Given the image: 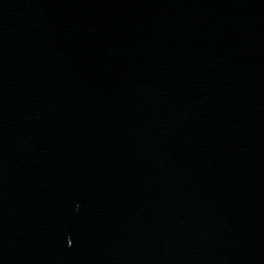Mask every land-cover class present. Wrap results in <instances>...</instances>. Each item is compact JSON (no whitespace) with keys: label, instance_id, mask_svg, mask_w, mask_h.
<instances>
[{"label":"water","instance_id":"obj_1","mask_svg":"<svg viewBox=\"0 0 264 264\" xmlns=\"http://www.w3.org/2000/svg\"><path fill=\"white\" fill-rule=\"evenodd\" d=\"M0 264H264V0H0Z\"/></svg>","mask_w":264,"mask_h":264}]
</instances>
